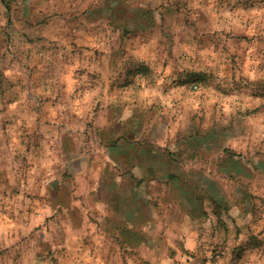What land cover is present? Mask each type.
Segmentation results:
<instances>
[{
	"label": "rangeland",
	"instance_id": "374dc122",
	"mask_svg": "<svg viewBox=\"0 0 264 264\" xmlns=\"http://www.w3.org/2000/svg\"><path fill=\"white\" fill-rule=\"evenodd\" d=\"M19 3L0 12V264H264V0ZM60 66L79 68L81 89L57 85ZM136 105L168 116L159 132L238 130L259 168L226 170L247 178L217 177L195 216L148 209L134 234L57 184L65 209L36 193L32 166L91 146Z\"/></svg>",
	"mask_w": 264,
	"mask_h": 264
},
{
	"label": "crops",
	"instance_id": "0c3cea01",
	"mask_svg": "<svg viewBox=\"0 0 264 264\" xmlns=\"http://www.w3.org/2000/svg\"><path fill=\"white\" fill-rule=\"evenodd\" d=\"M7 1H18L23 9V4L29 0H0V12L6 8ZM1 21L6 22L2 15ZM50 37L65 40V35L61 34ZM77 68L60 66L58 74L67 75H59L55 80L57 85L64 89H81L80 79L71 77ZM162 117L168 118L167 115L151 116L137 105L111 116L98 128L96 142L91 146L79 148L73 155L69 148L63 150V158L57 164L47 162L32 166L30 174L31 180H35L32 184L38 188L36 193L47 195V204L52 208L65 209V204L55 205L59 197L57 184L58 192L63 196L68 194L81 214L85 208L86 216H95L99 221L114 218L127 232L134 233L137 231L135 216L150 218L148 209H154L157 217L164 210L195 216L199 195L213 197L209 184L217 177L240 181L247 178L226 172L234 164L251 172L259 168L241 155L246 145L236 134L238 130L191 128L183 132L167 127L159 132L157 126L164 125L165 121ZM173 153L178 154L172 156ZM131 176L138 182H128ZM147 177L152 179L147 181ZM189 200L195 201V206L188 204ZM65 216L67 214H63Z\"/></svg>",
	"mask_w": 264,
	"mask_h": 264
},
{
	"label": "trees",
	"instance_id": "16d2710c",
	"mask_svg": "<svg viewBox=\"0 0 264 264\" xmlns=\"http://www.w3.org/2000/svg\"><path fill=\"white\" fill-rule=\"evenodd\" d=\"M210 197H211V196H210ZM128 233H129V232H128ZM134 233H135V232H134ZM134 233H133V234H134Z\"/></svg>",
	"mask_w": 264,
	"mask_h": 264
}]
</instances>
